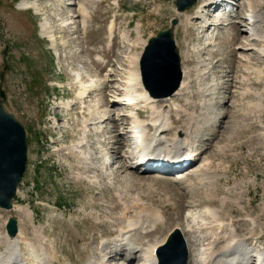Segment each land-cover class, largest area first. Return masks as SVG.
<instances>
[{
    "label": "rangeland",
    "instance_id": "1",
    "mask_svg": "<svg viewBox=\"0 0 264 264\" xmlns=\"http://www.w3.org/2000/svg\"><path fill=\"white\" fill-rule=\"evenodd\" d=\"M24 1L0 0V75L4 73L0 90L7 93L5 110L22 124L27 134V171L13 203L14 208L29 210L33 223L12 212L0 213V220L8 223L10 218H16L19 228L30 239L34 238V230L46 235L59 259L52 264H91L94 261L98 264H140L138 251L141 247L166 240L175 228L188 234L186 226L191 223V217L207 209L216 210L222 221L232 217L238 223L239 238L258 237L264 242V139L261 138L264 78L248 72L246 63L239 57L247 54L252 68L263 73L264 59L239 50L238 45L245 38L237 24L241 18L226 26L227 21L218 22L210 17L214 14L212 10L204 15L205 24L197 19L200 15L194 16L202 0L184 13H178L176 0H158L157 3L154 0L143 3L102 0L94 5L86 29L74 35L65 23L67 12L69 15L75 12L73 5L61 12V0H45L46 3L34 0L42 4L40 11L23 10L20 7ZM257 9L264 12V3L261 2ZM239 13L240 9L236 15ZM174 20L178 21L175 27L172 26ZM45 21L57 34L56 47L43 34ZM76 22L78 29L79 21ZM112 23L115 25L113 38L109 33ZM138 25L142 26L140 42L137 41ZM171 28L180 50L183 71L190 74L191 85L182 97L173 99L174 105L195 114L203 128V141L197 143L196 149L205 151L191 170L210 161L212 175L221 177L217 183L218 193L200 189L197 182L186 192L188 185L171 182L174 176L156 175L149 170L140 172L138 179L143 180L140 183L134 181L138 175L135 171L120 170L122 165L132 162L130 153L125 159L119 154H125L132 144L130 138L122 136L126 127L124 121L129 123L128 117L117 118L121 112L112 103L113 87L123 89L129 70L125 52L131 49L127 53L130 56L142 54L144 42L159 31ZM124 37L128 38L127 43ZM135 43L136 47H129ZM5 50H8L7 56ZM76 72L81 73L84 80L91 75L100 84L84 105L79 104L78 90L73 83ZM110 73H114V81L102 85V79ZM70 100L74 102L73 110L65 113L62 105ZM98 104L102 112L108 109L113 119L120 120L116 123L110 120L94 128L89 126L91 133L87 141L91 151L87 153L92 152L91 171L84 172L76 168L79 154L78 157L68 155L67 149L81 142V130L88 119L92 120L91 109ZM170 111L175 121L176 113L172 108ZM179 116L181 123L175 121V128L166 139L171 140L176 129L184 127L185 114ZM141 120L147 127L150 113L146 111ZM206 121L208 124L204 125ZM117 141H120L118 145ZM220 149L222 153L219 154ZM107 160L111 162L108 170ZM154 178L161 181H149ZM207 192L230 202L226 206L219 199L209 203ZM137 200L160 210L164 216L162 223L133 232L123 244L124 249L116 250L115 244L124 232L104 216L119 218L125 207L132 208ZM240 207L246 212H241ZM247 215L261 220L263 232L257 230L252 235L248 232V226L242 222ZM192 238L196 247L206 240L198 231ZM122 249L125 251L121 252ZM130 249L132 252L128 253ZM128 256L136 257L130 261Z\"/></svg>",
    "mask_w": 264,
    "mask_h": 264
},
{
    "label": "bare ground",
    "instance_id": "2",
    "mask_svg": "<svg viewBox=\"0 0 264 264\" xmlns=\"http://www.w3.org/2000/svg\"><path fill=\"white\" fill-rule=\"evenodd\" d=\"M143 1L145 0H138V2L142 3ZM237 1L238 2H236V0L234 1L235 4L238 3V5L236 6L234 4H230L232 8L234 7V12V9L228 8L231 7L229 3H227L228 0H202V2L198 4V7L196 8L194 16L200 15L199 17H197V19L202 20L203 23L207 24L206 17L204 15L206 13L210 14V12L212 11V7L217 3H221L220 9L212 12L214 14L213 16L210 15V17H213L215 21L218 22L223 21V23H225L227 21L225 23L226 26H231L232 20H234L235 17L241 18V22H238L237 24L239 25V27H241L240 32L245 35V38L238 45L239 50H241L243 53H254L255 55H259V59H264V12L260 9H257V6H260L261 2L264 3V0ZM98 2H102V0H69L68 3H71V5L75 7V12H73V15H69V13L67 12L68 15L65 16V23L68 27V31H70V29L73 30L74 35L77 34L78 31L83 32V30L86 29L87 22H89L88 19L92 18V11H94L95 7L94 5ZM157 2L158 0H154V3ZM240 2H242V4H240ZM42 3H46V1L43 0ZM41 5L37 2H34V0H25L20 8L23 10H29L30 8H33L36 11H40ZM62 7L63 8L60 9L61 12H65L71 8L70 6ZM238 9H240L241 13H239V15H236V13L238 14ZM160 11L161 13H163L162 10ZM178 13L184 12L178 11ZM240 15L243 17H240ZM245 15L246 19H244ZM77 20L79 21L78 29L75 28ZM114 26L115 25L112 23L109 28L111 38H113L114 35ZM42 28L44 29L43 34L53 44V47H56L58 45V38L56 36L57 34L52 32L50 23L48 21H45V23L42 24ZM141 28L142 26L138 25V31H136L138 42L141 41ZM124 39H126L127 43L128 38L124 37ZM146 43L147 42H144V45H146ZM133 45H135L134 47H136L137 43L130 44L129 47ZM130 52L131 49L127 50L125 52L126 55L124 58L127 59V64H129L128 73H126L125 75V85L122 90L113 87L114 92L112 98H114L117 102L121 101V97H128L130 99H127L125 101L131 100L137 102L141 106L140 113L128 111L123 114V117H128L129 123L127 124L128 126H126L123 130L124 133L122 134V136L125 138L126 136L130 138L132 141L130 142L132 144L125 154H123L122 151V153L119 154L121 155V159H125L126 154L130 153L131 156L129 158L132 160L130 165L125 163L124 165H122V168H120V170H129L131 172L135 171L136 173H138V175L137 178H134V181L142 182L143 180L138 179L140 177V172L134 166L145 167V164H142V162H146V160L150 159V157L152 158L151 160H153L154 157L156 159H162V164L167 169H170V165L172 163L181 162L190 156L194 157L196 155H202V152H204L205 150L200 152L198 149H196V145L197 143L203 141V128L202 121H200V119L196 117L195 114L188 112L187 110L183 109V107L174 105L176 101L173 99L182 97L186 91H189L191 89L190 82L188 81V77L190 76V74L186 71H183V80L181 86L173 97L164 99L158 98L150 94V92L145 88L142 82L140 71V61L142 54L140 53L130 56L129 54H127ZM246 55H243V58L239 57V60H241V62L246 63V70L248 72L252 71L258 77L263 79L264 73L262 71H259V69L256 70L252 68V66L250 65L251 58L247 57ZM113 74L114 73H110L109 75L105 76V79H102L101 84L107 85L108 83H112L114 81L112 79ZM73 83L78 90L77 99L79 104L81 105H84L86 99H89L90 95L96 92L100 86L99 82H97L95 78H92L91 75L88 77V80H84L83 75L79 72L75 73V79ZM73 103L74 102L70 100L66 104L64 103L65 106L62 105L65 113H69L73 110ZM128 105H130L129 102H126L124 106L127 107ZM188 105L192 106V103L188 102ZM135 108L139 107L135 106ZM171 108L173 112L176 113V122L178 121V123H181L179 116L181 113L185 114V121L183 122L184 127L181 129H176L172 139L168 140L166 139V135H169V133L173 131L176 124V122L173 121V118L171 117ZM91 110L92 111L90 113L92 116V120L88 119L85 122V127H83L81 130V142L67 149L69 151L68 155L74 154L76 156L77 154H79V157L77 155L78 163L76 168H80L84 172L91 169L92 152L87 153V150L91 151L87 141L91 133L89 126L94 128L98 125L103 126L107 121L112 120L116 123L121 119H113L108 109L102 112L99 104ZM146 111L150 113V122L147 123V127L144 121L141 120ZM86 124L89 125L86 127ZM207 124L208 121H206L204 125ZM119 142L117 141L116 144L118 145ZM221 150L222 149H220V152H218L219 154L222 153ZM146 155L148 156L147 158L145 157ZM210 164L211 162L207 161L206 164L200 165V167L196 170H191L192 167L181 169L174 175V179L171 182L175 184L188 185V189L186 188V192H189V186L191 188H194V182H197L200 189L208 191L213 190L218 193L220 188L218 187L217 183L220 181L221 177H219L218 175H212ZM106 166L107 170L109 167H111V162L109 160L106 161ZM156 175H160V173H157ZM128 176L130 177V175ZM131 178L133 179L132 176ZM149 181L153 183L154 181L157 182L161 180L160 178H154ZM150 185L152 186L153 184ZM128 188L130 189L131 186H128ZM223 191L229 192V189H224ZM120 199H122V196H120ZM206 199L209 203H213L215 200L219 199L224 206H226V204L230 202L226 198L211 195L208 192ZM240 208L241 212H246V209L244 207ZM5 212L17 213L22 218L27 219L30 223H33V218L30 211L23 207H13V209L10 211L0 208V213L6 214ZM106 216H108L107 219L114 221V224L118 225L119 229L124 232L121 239L117 244H115V248H117L116 250H119L118 248L124 249L123 244L128 241L129 235H131L133 232H136L139 229L145 230L146 226L155 228L160 225V223H162V220L164 218L160 210H157L140 200H137L135 206L133 205L132 208H129L128 206L125 207L123 213L119 216V218L116 216L109 217V215H105L104 217ZM189 220L190 219H188L186 222L188 223ZM198 220H200V222H197ZM242 222L245 223L246 226H248V232H250L251 235L255 234L257 230H263V224L261 223L260 219H255L247 215L244 217ZM6 226L7 223H4L2 220H0V264H52L55 261H59L53 245L49 242L50 240L48 241L46 239V235H44L40 230H34V238L30 239L19 227L16 236H11L7 232ZM186 228L188 234L184 230L180 228L178 229L182 231L188 244V248L190 251L189 264H251V261L255 255L264 259V242L261 240V238H239L237 234V232L239 231L238 223H236V221L232 217H228L227 221L220 220L218 212L216 210L207 209L199 215L192 216L191 223L187 225ZM195 231L203 233L206 238V240L198 245L200 249L196 247V241L194 240V238L191 239V236L195 233ZM207 237L209 238L208 241ZM165 241L166 240L163 239L157 243L149 244L145 248L141 247L140 251H138V253H141L140 264H159L156 250L159 246L164 244ZM221 243H225L223 247H220ZM123 249L121 250V252L125 251ZM129 252H132V249H130L128 253ZM134 257L136 256L130 257L129 260L132 261ZM126 260L127 259H125L124 261ZM91 264L98 263L94 261Z\"/></svg>",
    "mask_w": 264,
    "mask_h": 264
},
{
    "label": "water",
    "instance_id": "3",
    "mask_svg": "<svg viewBox=\"0 0 264 264\" xmlns=\"http://www.w3.org/2000/svg\"><path fill=\"white\" fill-rule=\"evenodd\" d=\"M198 0H177L179 12L193 7ZM178 24L174 20L172 26ZM8 54V50L4 55ZM142 81L150 94L158 98L173 96L183 80L182 59L173 29L160 31L149 39L140 61ZM7 70V69H6ZM4 74L1 75V79ZM0 208L10 211L28 166L27 134L22 124L4 108L7 94L0 90ZM11 236L18 233V221L7 225ZM159 264H189L190 251L180 229L173 230L157 251Z\"/></svg>",
    "mask_w": 264,
    "mask_h": 264
}]
</instances>
